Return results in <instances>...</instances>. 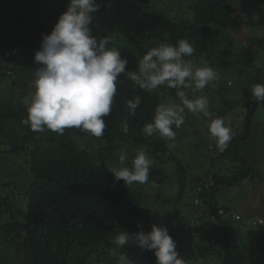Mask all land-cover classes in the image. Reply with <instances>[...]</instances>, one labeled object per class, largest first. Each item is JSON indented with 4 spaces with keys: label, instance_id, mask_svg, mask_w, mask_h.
<instances>
[{
    "label": "trees",
    "instance_id": "trees-1",
    "mask_svg": "<svg viewBox=\"0 0 264 264\" xmlns=\"http://www.w3.org/2000/svg\"><path fill=\"white\" fill-rule=\"evenodd\" d=\"M155 1L165 8L155 6ZM229 1L101 0L99 11L93 14L96 23L90 25L91 34L111 38L109 47H117L128 60L126 72L136 70L137 57L146 52L148 46L175 44L181 38L188 39L195 47L192 59L197 64L202 61L209 66L219 64L220 69L228 70L229 59L238 54L234 49L237 33L226 32L233 13ZM254 1L264 4V0ZM174 3L181 9L168 14ZM67 4L68 0H0V79L8 73L7 69H16L20 83L25 85L18 91L14 86L8 90L9 97L0 98V152L6 145L12 159L27 165L29 172V178L22 185L12 181L5 183L4 186L19 187L14 199L0 194V264H10L5 261L9 259L8 254H12L16 264H116V258L109 254L114 246L109 239L111 236L121 230L150 231L157 220H150L141 213L145 201L143 191L127 188L123 181H116L108 172L110 167L120 166L118 158L123 152H127L130 166L136 152L123 144L145 146L143 149L154 164L150 167L149 179L160 181L169 173L174 174L181 183L174 198L176 203L185 192L188 165L176 155L175 146L171 141L157 135L148 137L141 131L151 122L156 106L166 97L169 101L174 98V90L162 87L148 93L122 74L112 111L103 118L107 127L100 138L78 128H66L63 135L48 130L38 133L23 123L27 116L23 101L31 94L26 90L31 87L33 68L38 65L34 61L35 51L19 55L15 50L28 35L49 34ZM190 12L192 18L188 17ZM121 37L125 38L124 42ZM21 57L28 62H22ZM232 62L234 59L229 65ZM19 65L22 66L19 68ZM231 70L241 79L234 82L227 78L218 85L210 83L204 90L210 92L211 89L212 95L220 97L217 115L225 114L237 104L243 106L244 130L238 133L232 129L235 135L223 152L217 150L214 140L207 141L206 159L201 164L208 165L192 176L193 204L197 212L187 219L189 230L183 226L181 229L193 243L178 246L185 252L181 257L187 264H196L199 258H203L202 264H264V227L256 228L252 238L249 237L253 245H241L244 239L239 221L243 218L240 214L235 218V213L222 207L217 199L221 187L236 186L255 175L260 177L258 168L242 153L240 143L248 138L254 112L263 103L257 102L249 89L254 83H264V68L244 72L234 66ZM234 84L232 92L236 95L239 89L241 94L231 100L226 93ZM136 96L141 97V104L135 115H130L126 101ZM200 128L202 122L185 118L184 124L173 130L179 141L189 139L199 147L204 143L203 137H209L205 133L199 135ZM76 137L103 140L104 144L90 146L87 139L78 142ZM112 150L118 153L113 155ZM167 162L172 167L166 166ZM199 186L201 190L197 191ZM23 195L26 202L19 207ZM196 200L200 203L195 204ZM219 209L224 212L218 214ZM120 251L130 258L139 253V247L129 244ZM143 254L142 260L136 258L134 264H155L154 254H149L148 250ZM215 256L219 263L210 262Z\"/></svg>",
    "mask_w": 264,
    "mask_h": 264
},
{
    "label": "clouds",
    "instance_id": "clouds-1",
    "mask_svg": "<svg viewBox=\"0 0 264 264\" xmlns=\"http://www.w3.org/2000/svg\"><path fill=\"white\" fill-rule=\"evenodd\" d=\"M100 7L101 0H68L66 11L60 14L52 31L43 36L34 55L38 67L30 82L33 91L23 101L27 113L23 123L38 133L48 130L63 135L66 128H78L100 138L107 127L103 118L112 111L117 84L124 74L145 92L154 93L162 87L175 91L178 102L156 106L151 122L141 130L145 136L175 141L173 129L184 124L187 111L208 121L210 139L219 152L225 151L235 133L223 118H211L206 96L195 95L215 81L218 73L206 62L197 64L192 59L193 44L186 38L175 44L159 43L138 55L136 70L126 72L128 60L117 47H109L111 38L91 34L90 25L96 23L93 14ZM249 91L257 102H264V83L252 84ZM140 104V96L127 100L129 114L135 115ZM118 159L120 166L108 169L116 181H123L127 188L148 182L153 160L144 150L136 152L130 166L127 152ZM109 239L114 245L109 254L116 258V264H134L120 251L129 244L152 251L155 264H187L164 226L153 224L147 232L121 230Z\"/></svg>",
    "mask_w": 264,
    "mask_h": 264
},
{
    "label": "rangeland",
    "instance_id": "rangeland-1",
    "mask_svg": "<svg viewBox=\"0 0 264 264\" xmlns=\"http://www.w3.org/2000/svg\"><path fill=\"white\" fill-rule=\"evenodd\" d=\"M233 13H232V19L230 27L226 29V32L228 34L232 33L237 35L235 36V45L234 49L238 51V54L232 59H234V62H232L231 65H229V62L232 59H229L228 61V70L220 69L219 66L216 65L212 67L217 73L218 78L213 81L212 83L215 85H218L220 82L225 81L227 78H231V80L241 79L240 75L238 77L237 72H232L231 67L236 66V69L242 70L244 72H251V70L257 69V68H264V4L258 3L254 0H230L229 1ZM155 6L159 8H165L164 5L155 1ZM37 6L40 10L41 9V3L38 2ZM170 9V8H169ZM181 7L178 5L172 4L171 9L168 11V14H172L173 12H176V10H180ZM189 18H192L191 12L188 14ZM28 35V34H27ZM26 35V36H27ZM43 36L39 33H34L33 35H28L25 40H22V43L17 47L15 50V54L19 55L24 52H32L39 50L41 46ZM124 37H121V42L124 40ZM124 42V41H123ZM240 43V44H237ZM136 45V44H135ZM148 46V45H147ZM151 46H148L150 48ZM23 56V55H22ZM22 62H28L26 61L27 58L21 57ZM19 65L18 67L20 68ZM16 69H7L6 71L9 73L2 75L0 79V98H6L9 97V91L11 88L15 90H20L25 87L24 84L20 83L21 80L18 78L17 74L14 72ZM33 71H35V68H33ZM221 71V72H220ZM31 76L30 74H28ZM34 78V76H32ZM26 79V78H25ZM24 79V80H25ZM13 80H15L13 82ZM233 82L231 83V85ZM233 89H235V84L229 88H227L226 95L229 96L231 100H235L238 98L241 94V91L238 89L236 95L232 92ZM28 93H32L33 89L31 87L27 88L26 90ZM191 98L193 97V93L190 91ZM230 94V95H228ZM195 95L200 96H206L209 99V111L211 112V118H223L226 125L231 127L235 132L241 133L244 130V107L240 104L235 105L231 109H228L225 114L223 115H217V109L216 106H219L220 104V97L217 95H212L211 89L210 92L208 90H203L202 92L196 93ZM178 102L176 96L172 100L169 101V99L166 97L165 100L162 103H175ZM213 107V108H212ZM212 108V110H211ZM185 118H188L191 121H200L202 122V128L199 129L200 134L202 133L207 134L206 136H209L207 139L206 137H203V145L199 144V147H195L193 141L186 139L179 141L177 138H175V141H171L170 144L175 146V153L176 155L181 159L182 163L187 164V178L185 180V192L182 195L181 200L176 203L175 199L180 191L181 183L177 181L174 177L173 173H169L166 178L160 179V181L149 179L146 184L143 185H133L131 188H140L144 195H145V201L144 206L142 210V215H147L144 217H148L150 220H157V226H164L168 228L170 236L175 240L176 242V248L179 256H182L183 253L185 255V252H181L179 246H188L192 244L193 242L188 240L184 233L185 231H182L181 227L188 229V221L187 219L189 216L197 212L194 208L193 204V198H194V190H192L193 181L192 176L197 175L199 171H203L204 168L207 167L206 164H201L202 160L206 159L205 154H207V148L206 144L208 142H213L212 139H210V134L208 131L207 123L208 121L201 115L200 117H197L191 113H188L186 111ZM256 118H252V127L251 130L254 132H258L259 128L257 126V123L259 120H256ZM255 121V122H254ZM205 126V127H203ZM186 128V126H185ZM77 141H82L83 139H87V142L90 143V146H96V145H102L104 144L103 140H94L92 138H82V137H76ZM79 142V141H78ZM262 142L260 145L262 148H264V132H262L261 135L252 134V140L250 141V144L255 147L258 143ZM117 144V143H116ZM246 143H241V149L243 148V145ZM124 147L127 149H130V151L137 152L139 150H144L143 148L145 146H133L128 144H123ZM4 149V151H3ZM7 146H2V151L0 152V194L1 195H7L9 199H14L15 196L18 195V191L20 190L18 186L14 185H8L4 186L7 181H12L17 185H22L23 182H26L29 178V172L27 171V165L19 164L20 162L17 161V159L14 161L12 159V156L7 152ZM245 151V149H243ZM146 152V151H145ZM259 153V149L257 150ZM118 151H111V154L116 155ZM147 153V152H146ZM247 158L251 161H255V155L256 151L253 150L252 153L248 154L246 153ZM147 155L151 158V156L147 153ZM172 165L170 163H166V166ZM151 166H154L152 164ZM260 170V169H259ZM261 172V171H260ZM264 175V171H262ZM229 188V189H228ZM233 187H221L219 190L220 197H224ZM1 189H4L2 192ZM238 190H241L242 187L235 188ZM119 190V188H118ZM238 193L234 192V195L236 196ZM18 203L19 207H23L25 205L26 199L23 195ZM195 214V213H194ZM192 214V215H194ZM191 215V216H192ZM180 225V228L177 226ZM239 225L241 228V233L243 239L247 240L249 237L252 236L254 228L252 226H247L246 223H244L243 220L239 221ZM257 226L256 228H258ZM199 240H197L198 242ZM145 250H141L139 248V253L134 257H130L132 261L136 260H142V256L144 255L143 252ZM151 252V253H150ZM148 253V252H146ZM149 254H154L152 251H149ZM146 255L147 256L149 255ZM9 259H4L6 262L8 261L10 264H16L14 263V257L12 254L7 255ZM213 261H218L219 259L217 256L213 257ZM203 258H199L196 261V264H202Z\"/></svg>",
    "mask_w": 264,
    "mask_h": 264
},
{
    "label": "crops",
    "instance_id": "crops-1",
    "mask_svg": "<svg viewBox=\"0 0 264 264\" xmlns=\"http://www.w3.org/2000/svg\"><path fill=\"white\" fill-rule=\"evenodd\" d=\"M254 118H256V120H259L257 123L259 131L254 132L251 130V121L249 135L247 139L242 141L246 144H242L243 148L241 151L245 155V157H247L245 152L250 154L255 149V161L251 162L258 168V170L260 169V177L255 175L254 177L246 178L245 180L241 181L239 184L234 186V188L231 189L229 194L222 198L220 197L218 191L217 199L219 204L222 205V207L230 209L234 213L240 214L241 218H243L244 223H246L247 226L253 225V232H256L257 226H259V229L261 227H264V175L261 174L263 173L262 171H264V148H262L260 145L262 142L258 143L257 146L253 147L250 144V141L252 140V134L261 135L262 132H264V102L260 104L258 108H256L254 112ZM243 149H245V151H243ZM258 149L259 153L257 152ZM239 187H242V189H235ZM234 192L238 193V195L236 194L235 196ZM259 220H261L262 222H259ZM251 238H248L247 240L244 239L241 245L245 243H250L251 245H253V240Z\"/></svg>",
    "mask_w": 264,
    "mask_h": 264
},
{
    "label": "built area",
    "instance_id": "built-area-1",
    "mask_svg": "<svg viewBox=\"0 0 264 264\" xmlns=\"http://www.w3.org/2000/svg\"><path fill=\"white\" fill-rule=\"evenodd\" d=\"M200 190H201V187L199 186L197 191H200ZM195 203L199 204L200 200L195 201ZM219 211L223 213V209H219ZM239 217H240L239 214H235V218L238 219ZM212 220H213V217H212Z\"/></svg>",
    "mask_w": 264,
    "mask_h": 264
},
{
    "label": "bare ground",
    "instance_id": "bare-ground-1",
    "mask_svg": "<svg viewBox=\"0 0 264 264\" xmlns=\"http://www.w3.org/2000/svg\"><path fill=\"white\" fill-rule=\"evenodd\" d=\"M196 201H197V200H196ZM218 214H222V212L218 211ZM213 219H214V217H213Z\"/></svg>",
    "mask_w": 264,
    "mask_h": 264
}]
</instances>
